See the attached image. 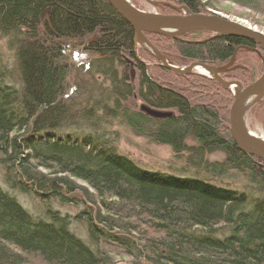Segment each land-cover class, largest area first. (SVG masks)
Returning <instances> with one entry per match:
<instances>
[{
	"label": "trees",
	"instance_id": "16d2710c",
	"mask_svg": "<svg viewBox=\"0 0 264 264\" xmlns=\"http://www.w3.org/2000/svg\"><path fill=\"white\" fill-rule=\"evenodd\" d=\"M159 1L204 12L214 0ZM227 1L264 10V0ZM145 35L175 63L220 66L236 51L240 66L225 72L242 83L251 75L249 55L260 60L259 45L241 37ZM0 37L12 50V62L0 59V179L7 188L0 185V264H28V256L40 264H264V163L232 139L228 89L196 73L145 68L135 57L132 26L106 0H0ZM67 41H86L96 55L89 67L110 79L100 96L112 97V105L96 96L73 109L65 95ZM130 63L139 98L169 116L124 104L134 91L131 77L118 79L114 67L128 70ZM108 118L170 146L196 173L142 168L118 151ZM214 152L222 160L209 161ZM229 171L244 175L246 190L214 181ZM12 190L34 196L33 210ZM52 200L81 209L69 217ZM73 222L82 224L86 240Z\"/></svg>",
	"mask_w": 264,
	"mask_h": 264
},
{
	"label": "rangeland",
	"instance_id": "374dc122",
	"mask_svg": "<svg viewBox=\"0 0 264 264\" xmlns=\"http://www.w3.org/2000/svg\"><path fill=\"white\" fill-rule=\"evenodd\" d=\"M133 5L149 12H159V13H168L170 10L160 9L158 6L151 5L145 0H130ZM172 4V3H171ZM178 5V4H174ZM204 12L208 13H219L222 16L228 17L229 19L240 21L243 24L250 25L264 32V10H252L249 8H244L234 3L228 2L227 0H214L213 4L206 5L203 7ZM147 40L149 39L145 35ZM165 37V36H164ZM84 42V41H83ZM75 44L73 41H67L66 49V60L69 65V74L66 78V94L67 97H71L72 104H74L73 109L84 108V106L92 105L96 96H100L102 89H108L110 85V79L104 77L103 75H98L93 70L90 69L89 64L92 58L96 56L90 51H86L85 42ZM151 43V41L149 40ZM73 44V45H71ZM153 45V43H151ZM134 51L136 53V58L146 63H149L150 67L154 63H159L155 56L148 50V47L137 44L135 45ZM160 51V50H159ZM161 52V51H160ZM163 54V53H162ZM164 55V54H163ZM165 56V55H164ZM254 56V55H253ZM249 55V64L248 68L251 70V75L246 77L243 81L244 84H247L251 78L258 77L263 69L264 65L261 64L260 60L257 61V58ZM0 59L2 61L9 60L12 62V50L7 48V43L4 38L0 37ZM129 59V58H128ZM168 59V58H167ZM169 60V59H168ZM170 61V60H169ZM173 65L178 67L187 66L191 62L186 63H175L170 61ZM193 62V61H192ZM204 63V62H203ZM124 66L115 65L114 69L116 71L115 75L118 79H121L122 75H129L131 86L133 88L132 95L126 98L125 105L131 108H139L143 104V101L139 98L136 93V88L138 85V72L137 68L130 63L128 65V70L123 69ZM148 68V67H147ZM151 69V68H150ZM151 71V70H150ZM152 72V71H151ZM149 72V74L151 73ZM191 73H196L204 77H208L207 74L199 73V69H193ZM151 76L152 73L150 74ZM256 77V78H257ZM155 78V77H154ZM210 78V77H208ZM156 79L162 83L166 84V81L163 77H156ZM230 78L228 77V80ZM168 80V79H166ZM237 80V79H236ZM240 81V80H239ZM112 82V81H111ZM242 83V81H240ZM242 83V84H243ZM232 95V93H231ZM104 97V98H103ZM105 104L112 105L113 98H105L103 95L101 101ZM262 102L260 106L253 107L250 106L245 112L246 123L250 130L256 132L257 134L264 137V96L262 97ZM98 115H101V111H97ZM108 123L105 126L108 127L107 131L109 132L110 137H114L116 141V146L118 151L126 155L127 157L134 160L139 166L149 170H158L165 172H173L183 175L195 174L196 170L191 166L187 165L185 159L182 156H176L172 152L170 146L162 143H156L150 141L148 138L136 134L131 128L124 124L118 118H108ZM188 143L192 142L188 139ZM223 158L221 152H214L207 156L209 161H220ZM201 173V172H200ZM199 173V174H200ZM228 176L224 177H214V181L223 184L228 187L236 188L240 191L246 190L244 183V175L237 173L235 171H229ZM206 174V173H205ZM204 173H201V176H206ZM78 183L85 185L82 181L77 180ZM0 185L4 189L6 185H3L0 179ZM18 198V200L28 209L33 210L37 203V199L32 195L19 193L17 190H12ZM52 206L60 210L61 214H67L69 217L74 216V214L81 209V206L78 208L73 205L63 204L57 200H52ZM73 228L83 239L86 240V232L82 224L73 222ZM27 258V257H26ZM28 264H40L38 260L33 257L28 256ZM126 263V262H125ZM120 264H123L121 262Z\"/></svg>",
	"mask_w": 264,
	"mask_h": 264
},
{
	"label": "water",
	"instance_id": "95a60500",
	"mask_svg": "<svg viewBox=\"0 0 264 264\" xmlns=\"http://www.w3.org/2000/svg\"><path fill=\"white\" fill-rule=\"evenodd\" d=\"M147 3L158 6L163 5L174 10L175 13L149 12L133 5L130 0H106V2L127 22L134 31V48L140 44L148 47L159 64L177 74H189L193 69H204L208 77L216 80L221 86L232 93V101L228 110V128L237 147L250 155L258 157L264 163V137L250 130L245 118L246 110L262 99L264 96V69L253 81L243 85L236 79H223L221 73L229 70L235 59V52L231 59L223 65L213 66L200 61H193L187 66L173 65L149 40L145 33L158 34L173 39H182L180 36L200 30L211 33L203 42L214 37L235 36L255 41L259 44L264 58V32L240 21L229 19L219 13L192 12L186 5H174L159 0H145ZM139 60V59H138ZM147 75L150 76L148 70ZM154 117H165L168 111L150 108L144 104L139 107Z\"/></svg>",
	"mask_w": 264,
	"mask_h": 264
},
{
	"label": "flooded vegetation",
	"instance_id": "af4514ba",
	"mask_svg": "<svg viewBox=\"0 0 264 264\" xmlns=\"http://www.w3.org/2000/svg\"><path fill=\"white\" fill-rule=\"evenodd\" d=\"M181 5H183V4H181ZM159 6V5H158ZM168 13H175V11L174 10H172V12H168ZM193 31H200V30H193ZM191 32V31H190ZM201 32H205V31H201ZM206 33H209V32H206ZM211 35V33H209V36ZM208 36V37H209ZM205 38H207V37H205ZM205 38H202V39H198V40H203V39H205ZM191 42H195V41H198L197 39H189ZM204 42V41H203ZM259 45V44H258ZM255 51H257V52H254V53H256L259 57H260V61H262V64L264 65V58H263V53H262V50H261V48H260V46H259V48H257V49H255ZM235 60V59H234ZM195 61H198V60H195ZM144 63V66H145V68H146V66L148 67L149 66V68H150V65H149V63H146L145 61H143ZM201 62V61H200ZM225 64V63H224ZM152 66H157V67H161V65H159V63H154ZM240 65H238L235 61H233V63H232V65L231 66H229L230 67V70L232 71V70H234V69H237L238 67H239ZM163 67V66H162ZM138 72V71H137ZM220 77L221 78H223V79H228V77L230 78V79H235L234 77H231L229 74H228V72H224V73H221L220 74ZM212 79V78H211ZM229 79V80H230ZM214 80V79H213ZM216 81V80H215Z\"/></svg>",
	"mask_w": 264,
	"mask_h": 264
},
{
	"label": "bare ground",
	"instance_id": "6f19581e",
	"mask_svg": "<svg viewBox=\"0 0 264 264\" xmlns=\"http://www.w3.org/2000/svg\"><path fill=\"white\" fill-rule=\"evenodd\" d=\"M180 5H181V4H180ZM139 60H140V59H139ZM199 71H203V72H205L204 69H200ZM143 104L146 105V106H148V105H147L146 103H144V102H143ZM148 107H149V106H148ZM254 133H256V132H254Z\"/></svg>",
	"mask_w": 264,
	"mask_h": 264
}]
</instances>
